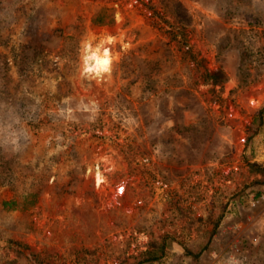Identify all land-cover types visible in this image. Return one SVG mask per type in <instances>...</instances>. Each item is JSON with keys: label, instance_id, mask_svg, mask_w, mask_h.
Returning a JSON list of instances; mask_svg holds the SVG:
<instances>
[{"label": "rangeland", "instance_id": "obj_1", "mask_svg": "<svg viewBox=\"0 0 264 264\" xmlns=\"http://www.w3.org/2000/svg\"><path fill=\"white\" fill-rule=\"evenodd\" d=\"M0 264H264V0H0Z\"/></svg>", "mask_w": 264, "mask_h": 264}, {"label": "clouds", "instance_id": "obj_2", "mask_svg": "<svg viewBox=\"0 0 264 264\" xmlns=\"http://www.w3.org/2000/svg\"><path fill=\"white\" fill-rule=\"evenodd\" d=\"M114 40L113 37H108L107 41H104V42H107V43H112ZM103 44V42H102ZM102 44H101V47H102ZM87 47V45H86ZM98 53H100V47H97L95 49V51L93 52L92 55L88 56L86 58V63L87 61H94V65H92L91 67H88L86 70L89 71V72H101V71H108L109 68V64H110V55H109V52L107 49H105V51L103 52L102 55H99ZM98 177H99V174H97Z\"/></svg>", "mask_w": 264, "mask_h": 264}, {"label": "trees", "instance_id": "obj_3", "mask_svg": "<svg viewBox=\"0 0 264 264\" xmlns=\"http://www.w3.org/2000/svg\"><path fill=\"white\" fill-rule=\"evenodd\" d=\"M106 12H107L106 9L99 10L93 16L92 22L94 24H98V25H104V24H110V23H112L113 22L112 17L109 14H107ZM171 35H172V38H175L176 37L175 34H171ZM181 44H185V40L183 42H181ZM204 77L209 78L211 76L209 74H207V73H204ZM212 77H214V79H215V75H213ZM242 80L244 81V79L240 78L239 81H242ZM246 82H248V80ZM11 203H13V201L12 202H9V204H11ZM161 250H162V247H160V248L158 247V249H156L155 251L148 252L150 255H152L150 259H156L158 257V255H157L158 252L157 251H161Z\"/></svg>", "mask_w": 264, "mask_h": 264}, {"label": "bare ground", "instance_id": "obj_4", "mask_svg": "<svg viewBox=\"0 0 264 264\" xmlns=\"http://www.w3.org/2000/svg\"><path fill=\"white\" fill-rule=\"evenodd\" d=\"M103 54V52L102 53H99V55H102ZM95 63V62H94ZM94 65V64H93ZM86 68H88V67H90L89 65H86L85 66ZM108 68H110V64H109V66H108ZM102 72H104V71H101V72H99V73H102Z\"/></svg>", "mask_w": 264, "mask_h": 264}, {"label": "snow or ice", "instance_id": "obj_5", "mask_svg": "<svg viewBox=\"0 0 264 264\" xmlns=\"http://www.w3.org/2000/svg\"><path fill=\"white\" fill-rule=\"evenodd\" d=\"M122 190V189H121ZM123 191V190H122Z\"/></svg>", "mask_w": 264, "mask_h": 264}]
</instances>
